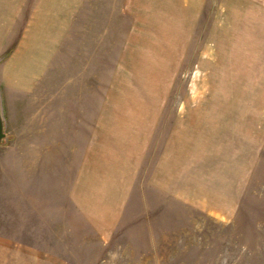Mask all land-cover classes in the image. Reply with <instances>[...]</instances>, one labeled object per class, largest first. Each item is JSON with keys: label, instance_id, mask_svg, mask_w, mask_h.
<instances>
[{"label": "rangeland", "instance_id": "obj_1", "mask_svg": "<svg viewBox=\"0 0 264 264\" xmlns=\"http://www.w3.org/2000/svg\"><path fill=\"white\" fill-rule=\"evenodd\" d=\"M15 1L0 264H264V0Z\"/></svg>", "mask_w": 264, "mask_h": 264}, {"label": "crops", "instance_id": "obj_2", "mask_svg": "<svg viewBox=\"0 0 264 264\" xmlns=\"http://www.w3.org/2000/svg\"><path fill=\"white\" fill-rule=\"evenodd\" d=\"M19 3H17V1L15 0H7V1H3L0 2V40H2V34L4 33H10L12 32H16V30H14V27L12 28V26H8L12 24V21L17 20L18 18L23 16V7L21 8ZM34 16V15H33ZM11 22L10 24H8L7 26L1 22L4 21H8ZM32 24V23H31ZM12 28V29H11ZM17 29V28H15ZM29 30V27H27L26 29H22L21 33L22 34H26ZM20 29H19V36H20ZM24 38V36H23ZM23 40V39H22ZM27 45V44H25ZM24 45V46H25ZM11 47V44L9 45ZM23 43L19 45L18 49H15V53L12 54V56L14 58L9 59L8 61H6L3 65H0V72L5 73V80L4 83L7 85H20L21 84V73L24 72V66L21 64L23 63V60L26 59L25 57V49L23 48ZM4 46L1 47L0 44V56H2L4 54ZM4 79V78H3ZM149 124L148 122H146V129L148 128Z\"/></svg>", "mask_w": 264, "mask_h": 264}, {"label": "water", "instance_id": "obj_3", "mask_svg": "<svg viewBox=\"0 0 264 264\" xmlns=\"http://www.w3.org/2000/svg\"><path fill=\"white\" fill-rule=\"evenodd\" d=\"M7 137L6 129H5V121L3 117V109H2V102L0 96V144L4 142Z\"/></svg>", "mask_w": 264, "mask_h": 264}]
</instances>
